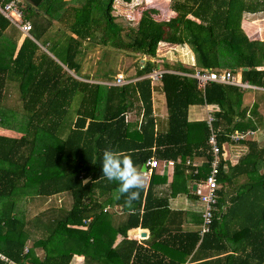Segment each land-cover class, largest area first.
<instances>
[{"label": "trees", "instance_id": "trees-1", "mask_svg": "<svg viewBox=\"0 0 264 264\" xmlns=\"http://www.w3.org/2000/svg\"><path fill=\"white\" fill-rule=\"evenodd\" d=\"M115 1L40 0L33 7L24 0L33 40L25 37L19 46L21 33L0 19V128L23 134L20 139L0 137V254L11 264H70L74 256H83L84 264H264V147L256 142H247V153L227 171L221 157L217 210L201 241V215L196 230H183L185 214L154 203L151 187L146 194L140 189V198L126 207L124 197L117 199L118 182H109L102 173L105 149L130 153L140 167L155 145L174 148L166 151L181 157L179 163L174 160L176 174L191 156L206 158L199 175L205 179L213 158L209 129L198 124L202 136L187 142L186 107H219L212 127L221 146L233 131L258 128L256 114L248 116L241 108L242 91L209 83L202 92L194 79L164 74L170 128L155 139L150 80L107 88L80 81L63 68L81 77L85 55L96 47L150 59L162 42L186 43L200 69L247 68L241 71L242 80L264 86V70H257L264 67V43L251 41L242 28L244 13L264 9V0H169L171 17L165 20L161 9H145L137 12L135 26L113 15ZM142 65L137 78L154 67L149 60ZM12 94L15 107L5 103ZM131 99L143 107L140 128L132 132L125 118ZM63 194L71 199L68 210L51 209L49 216L40 213L31 223L19 211L23 197ZM108 205L127 213L117 226L105 210ZM138 226L149 231L142 244L128 239V231ZM33 229L41 235L28 248Z\"/></svg>", "mask_w": 264, "mask_h": 264}, {"label": "crops", "instance_id": "crops-1", "mask_svg": "<svg viewBox=\"0 0 264 264\" xmlns=\"http://www.w3.org/2000/svg\"><path fill=\"white\" fill-rule=\"evenodd\" d=\"M169 4L170 2L168 0L166 6H164V9L162 11L163 12L162 14L164 16L163 18H165V20L171 17ZM242 28L251 41L258 40L264 43V9L262 8V10H259L256 13H249V12L244 13L242 18ZM23 39L24 38L21 36L20 40L18 41V46L22 43ZM43 50L46 53H48L46 49ZM48 55L53 58V56L50 53H48ZM53 59L56 60L55 58ZM138 60H139V65H142L144 62L148 60L151 61L154 64L152 71L162 70L165 71L166 75L178 76L182 79L186 78L193 80L194 79L193 75L195 71L197 69H200L199 67L196 66L195 53L193 52L190 45L186 43L170 44V43L162 42L159 44L157 48L155 58L148 59L146 57L143 58L139 57ZM142 67L143 65L141 66V68ZM63 68L70 75L76 77L80 81L95 83L107 88L116 87L111 85L112 83H114L115 78L118 74L124 75L125 78H127L129 81H140L143 79H147L145 77L148 75L147 74L143 77L137 78L136 72L139 69L138 66L134 76L129 77L126 76L123 72L118 71L113 76V79L111 78V76H107L106 78V74H101L99 77L97 76L85 77L83 76L84 74L82 68L80 72L81 77H77L73 72L68 71L66 67ZM243 69L238 71H234L232 69L229 70H232L234 72V75H236L242 83L251 86V89H241L238 87L236 88L242 91L243 97H242L241 108L247 109L248 116L254 115L253 114L254 112L256 114L255 118L256 117L257 119L259 118V120H254V121H259V125L257 130L254 131V135L251 136L250 139H248L241 145H237L229 141L228 136L231 135L234 131L226 136L227 137L226 141L223 142V144H221L220 146L222 150L221 157L224 161L223 169L225 171H227L230 166L236 165L238 160L247 153L248 151L246 144L247 142L254 141L258 144L259 147H264V86H255L249 84L248 82L243 81L241 76V71H244ZM257 70L262 71L264 70V67H260ZM82 77L86 79H83ZM150 90H151V118L154 121L153 135L156 139L157 136H162L169 132L170 118L166 103V97L163 91V80L161 79V81L158 83L151 82ZM9 98L10 96L7 95V100L5 101L6 104ZM130 102H131V106L129 108V111L126 113L125 118L126 121L129 123V125H131L130 131L132 132L135 130L136 126H137L136 128H140V125L143 121V107L139 100L131 99ZM218 112H219V107L217 105H208L205 103H196V104L194 103L188 105L186 107V112H185L186 121L187 123L190 124L189 129L187 130V136H188L187 142L191 144L192 142L198 141L199 140L198 138L201 137L203 133L201 126H199L198 124L201 123H203L204 125L206 124L208 128L207 125L208 116L211 115L213 118H216L215 115ZM22 136L23 134L21 132H16V131L12 132V130L0 128V137L20 139ZM175 140H177L178 142L177 137H175ZM168 149L172 151L174 148H164L163 146L157 148L155 145L151 148V158L149 160H153V159L158 160L160 162L159 168L150 170V167L147 165L148 161L140 166V168L144 172V175L146 176V183L144 186L145 194L147 190L151 187V192L153 196L152 200L154 203L160 202L161 203L160 206H165L166 209L169 210L171 213L185 214V218H183L185 222L182 225V229L186 231L196 230L197 229L196 222L199 216L201 215L200 214L201 211L203 210V205L199 202L198 197L196 195V191L197 189H200L199 186L203 181V179L200 178L199 175L202 174L201 169L205 166L206 158H203L202 156H191L186 160L185 167L182 169V172L176 174L175 165H177V163L180 162L181 157H178L176 159L174 157L175 152L166 151ZM174 160H177V163ZM167 161L174 162V166L169 167L166 164H164ZM143 166L145 167V169H143ZM196 175L199 176L198 179L195 178ZM241 180L242 181L239 182L244 181L243 178H241ZM194 185L196 186V190H193ZM219 188H222V185L219 184ZM224 189L227 192L231 190L229 186H224ZM52 197L55 198L58 197L62 201L64 198L66 200H69V196L67 194L52 196ZM35 198L42 199V197L37 196L31 198V200H34ZM52 209H57V208H52ZM105 210L107 211V213L111 215V218L113 220V226L115 224L117 226V224L123 222L127 217V213H125L123 211V208L118 205H112V206L108 205L105 208ZM81 230H85V229H81ZM134 230H136L138 233L137 238L130 239L128 237L129 240L136 241L138 244H142L144 243L142 242L143 240L148 239L149 236L148 230L142 229L140 226H138L135 229L129 230L128 234L130 231H134ZM34 232L37 231L34 230ZM141 232H146L147 236L145 238H140L139 234ZM37 234H39V232H37ZM120 239H121L120 236H118L116 243L119 242ZM226 243L230 247L232 246V241H228ZM35 252L39 257L43 256V251L41 249H37ZM72 261H74L76 264H84L83 256H74ZM189 261L190 260H187V262Z\"/></svg>", "mask_w": 264, "mask_h": 264}, {"label": "built area", "instance_id": "built-area-1", "mask_svg": "<svg viewBox=\"0 0 264 264\" xmlns=\"http://www.w3.org/2000/svg\"><path fill=\"white\" fill-rule=\"evenodd\" d=\"M0 19L6 20L11 26L15 27L22 35L23 38L28 37L33 40L30 36L31 24L24 19V12L22 5H20L19 0H0ZM165 71L153 70L145 78L149 79L151 82L158 83L161 81ZM196 80L197 87L204 92L205 87L209 83H215L219 85H228L233 87H238L241 89H251V86L242 83L234 72L229 69L222 70H206L197 69L193 75ZM130 81L126 80L125 76L118 74L115 78L114 83L111 86L121 87L129 84ZM214 118L209 115L207 120V125L209 129L208 145L210 146L212 160L210 162V170L205 179H203L200 189H197L196 195L199 202L203 205V210L201 211V225L199 229L200 241L202 238L210 232V227L212 225L214 212L217 210L218 195L217 191L219 189L218 174L220 169L221 160V148L218 144V139L215 130L212 127ZM254 135V131H234L228 136L229 141L241 145L245 141ZM166 164L169 167L174 166V162L167 161ZM147 165L151 169H157L160 166L158 160H148ZM91 219L84 221V223L90 222ZM82 229H85L84 227ZM27 252V249L24 250ZM0 261L11 264L8 259L0 254Z\"/></svg>", "mask_w": 264, "mask_h": 264}, {"label": "rangeland", "instance_id": "rangeland-1", "mask_svg": "<svg viewBox=\"0 0 264 264\" xmlns=\"http://www.w3.org/2000/svg\"><path fill=\"white\" fill-rule=\"evenodd\" d=\"M19 1L20 5H22L24 2V0ZM167 2L168 0H131L130 2H126L125 0H116L114 2L113 15L124 19L126 24L130 22L131 26H135L138 13H141L145 9H154L157 11L161 9L162 11L164 9V6H166ZM137 8H139L138 11ZM138 58V56H133L128 52L119 51L110 47H96L92 50L89 49L83 61V76L99 77L101 74H106L108 76H111V78L113 79L115 73L120 71L123 72L126 76L131 77L135 75V71L137 69V66L139 65ZM12 91L13 90H11V93ZM15 100L16 98L12 94L9 100L7 101V106H17ZM238 181L242 180L240 179ZM23 198L24 200L22 203H20L18 208L19 211L20 209L22 211L24 210V217L28 223H31V221L35 217H38L40 213L45 214L44 217H47L50 215V213L48 212L52 208L62 207V209L68 210L70 209L72 204L70 198L69 200H66L64 198L63 201L60 200L58 197H49L42 199L35 198L34 200H27V197ZM31 234V241L27 246L28 248H30L32 243L38 239L39 235H41L40 233L37 234V232H34V229ZM74 263L75 262L72 261L70 264Z\"/></svg>", "mask_w": 264, "mask_h": 264}, {"label": "clouds", "instance_id": "clouds-1", "mask_svg": "<svg viewBox=\"0 0 264 264\" xmlns=\"http://www.w3.org/2000/svg\"><path fill=\"white\" fill-rule=\"evenodd\" d=\"M102 173L109 182H118L117 199L124 197L126 207L131 208L134 201L140 198L139 190L145 186L146 176L134 163L130 153L105 149L102 154Z\"/></svg>", "mask_w": 264, "mask_h": 264}, {"label": "water", "instance_id": "water-1", "mask_svg": "<svg viewBox=\"0 0 264 264\" xmlns=\"http://www.w3.org/2000/svg\"><path fill=\"white\" fill-rule=\"evenodd\" d=\"M33 7H37L38 5H39V3H40V0H27ZM244 71H246L247 69L246 68H244L243 69ZM143 169H145V167L143 166ZM193 190H196V186L194 185L193 186ZM137 231L136 230H134V231H130L129 232V238L130 239H136L137 238ZM147 236V234H146V232H141L140 234H139V237L140 238H145Z\"/></svg>", "mask_w": 264, "mask_h": 264}]
</instances>
